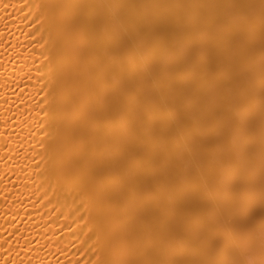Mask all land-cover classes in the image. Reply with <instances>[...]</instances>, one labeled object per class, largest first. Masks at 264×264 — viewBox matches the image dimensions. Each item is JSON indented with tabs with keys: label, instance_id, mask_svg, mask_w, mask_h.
Listing matches in <instances>:
<instances>
[{
	"label": "bare ground",
	"instance_id": "obj_1",
	"mask_svg": "<svg viewBox=\"0 0 264 264\" xmlns=\"http://www.w3.org/2000/svg\"><path fill=\"white\" fill-rule=\"evenodd\" d=\"M0 264H264V0H0Z\"/></svg>",
	"mask_w": 264,
	"mask_h": 264
}]
</instances>
